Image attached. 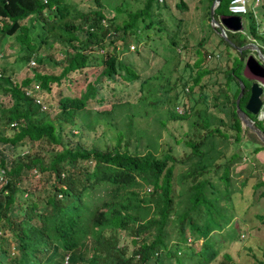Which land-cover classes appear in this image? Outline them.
<instances>
[{"label": "trees", "instance_id": "obj_1", "mask_svg": "<svg viewBox=\"0 0 264 264\" xmlns=\"http://www.w3.org/2000/svg\"><path fill=\"white\" fill-rule=\"evenodd\" d=\"M211 1L206 26L213 32ZM152 2L144 0L133 10L120 2L106 15L102 0L86 9L71 0H0V44L13 35V61L29 71L16 80L11 69L0 67V264H208L221 244L212 230L227 225L226 238L236 236L227 211L234 189L250 179L252 189L263 186L258 195L264 194V142L242 129L235 113L239 86L232 60L238 51L213 32L215 42L200 37L189 52L176 28L167 31L153 17L152 6L159 15L166 0ZM253 2L245 13L247 29L225 28V33L235 45L261 44L264 53V29ZM175 4L186 7L182 0ZM219 6L216 19L225 14L216 11ZM163 31L164 51L149 65L148 50L156 54L149 42L152 32L161 38ZM54 40L61 44L57 60L43 51ZM33 56L37 62L29 63ZM211 61L216 69L207 66ZM88 66L99 68L74 94L58 91L53 115L35 101L38 91H50V83L69 85L71 73ZM212 72L219 77L202 81ZM241 80L243 108L249 85ZM88 99L98 104L110 99L111 105L92 113ZM247 113L264 131V118ZM113 115L124 125L110 134ZM162 115L188 119L193 126L182 157L156 154L157 142L150 136L143 151L136 148L145 136L138 125L148 118L163 122ZM133 132L134 147L128 150ZM24 141L50 145L47 160L30 149L36 144L22 151L18 146ZM240 149L248 156L247 169L233 167L242 159ZM241 172L240 187L234 186ZM33 173L48 185L40 193L26 187ZM257 217L264 220V214ZM222 257L229 259L226 253Z\"/></svg>", "mask_w": 264, "mask_h": 264}, {"label": "rangeland", "instance_id": "obj_2", "mask_svg": "<svg viewBox=\"0 0 264 264\" xmlns=\"http://www.w3.org/2000/svg\"><path fill=\"white\" fill-rule=\"evenodd\" d=\"M71 1L75 2L77 7L83 9L93 6V0ZM102 1L104 4L103 12H105L106 15L112 14L113 10L111 9V7L113 5L120 4V2L121 7H127L131 10L141 7L144 3V0ZM177 1L178 0H166L167 7L160 8L159 15L155 14L156 10L152 6L153 17L159 19V21L165 26L167 31L176 28V34L178 39L181 42H185L187 44V46L189 47V52L196 45V42L199 40L200 37L208 38L210 36V38L214 39L213 41L215 42L216 40L214 33H217L214 31L213 28L211 29L214 33L211 32V30H209L206 26V11L208 0H182L186 5L184 9L179 8L175 4ZM152 3L153 5H155V0H153ZM226 3L227 0H220V6L216 9V11L220 14L224 12V15H227L228 11L225 12V10L223 9V5ZM255 5V19L259 23L261 22L260 25H262V23H264V0H257V3ZM245 13H243L241 16L242 29L244 31L247 29L248 24V18L246 17ZM77 21L79 20H74V22ZM27 22V20H24L25 25L27 24ZM152 33V38L149 40V42H152L151 44L152 47H154V49L156 50V54H154L152 50H148V56L150 58L149 65L153 63V59L157 61V57L159 56V54L164 51L163 47L165 46L166 41L164 31L161 32V38L157 36V32ZM259 43H261L260 39ZM208 46L210 47L211 45L208 44ZM0 47V67L6 66V69H11L12 79L18 80L21 77L29 74V71L26 68V64H17V62L13 61L14 54L16 52V43L14 41L13 35H9L5 39H3V41H1ZM223 47L224 50L229 48L225 45H223ZM60 48L61 44L58 41L54 40L51 41V44L49 46H46L43 51L49 59L57 60L61 56ZM242 51L243 53L241 54ZM242 51L237 52L235 60H232V65H234L235 67L234 73L236 79L241 80L242 78L246 82V85H249L251 80L244 74L245 72L249 75V72L245 67V63L250 55L253 54L254 56H256V52L255 50L249 48H245ZM186 58L187 54H185L181 58L179 65H182ZM133 59L137 58L134 56ZM35 62H37V59L35 58V56H33L32 60H30L29 63ZM260 63L264 65V62L260 61ZM223 65L224 61H220V63L218 64L219 67H222ZM207 66L212 69H216V65L213 61L209 62ZM95 68H99V66L84 67L80 72L71 73V80L69 81V85L67 81H62L60 84L50 83V91H48V93L38 91L36 93V98L38 99V102L39 100H41V107L44 109L46 108L45 110H47L51 115L56 113V111L58 110V107L56 106L57 98L59 95L58 91L63 94H74L79 88L83 87L86 80L91 79L93 77V73L96 70ZM214 77L219 76L215 75V73L212 72L209 76H204L202 78V81H205L207 78L214 79ZM181 79H184V77H182ZM34 84H36V82H34L33 85ZM118 88L119 86L116 87V89ZM39 92L42 95V98H39ZM110 102L111 100L107 99L102 104H98L96 103V101L88 99L86 107L91 108V112L93 113L94 109L99 110L105 107H109L111 105ZM188 102L191 103L192 98H189ZM175 109L178 112L182 111V108L179 106ZM162 118H164L163 122L153 120L152 118H148L147 120H145L147 121V123H144L145 121H142L141 124H139L138 122V126L142 127V131L145 132V136H141L140 143L137 145L136 148H138L140 151H143V147H145L144 141L146 139V136H150L151 138H155L157 142L158 149L156 154L169 151L173 157H182V155L189 150L188 146L185 145L183 141L187 136L191 135L193 126L188 124V119H172L166 118V116L164 115H162ZM191 118L192 117H190V119ZM119 119L120 117L113 115L112 120L116 124L114 129H108L110 134H112L117 127L124 125V123L119 121ZM134 125L137 124L134 123ZM5 133L9 134L10 130L7 129ZM134 136L135 133L133 132L130 135V142L127 145L128 150H132L134 147ZM93 138L96 139V137ZM35 144L36 143H34L33 145ZM28 145L33 146L29 142L24 141L22 147L20 145L18 147L22 148L21 150L24 151L25 148H28ZM123 145L124 143H120V147H122ZM30 149L36 151L38 150L39 153L42 155L44 162L49 157L50 145H47L43 142L37 143L35 146H33V148ZM239 152L242 155V159L235 162L233 167L238 168L239 166H244L246 168L248 156H246L245 152L242 149H240ZM244 176V172H241L240 174L236 175V178H234V180L236 181L234 186L238 184L240 187V183L238 180L242 179ZM27 182L28 184L26 187L28 189H34L35 193H40V190L43 188V186H48L45 185L42 178L40 176H37V174L35 173H33L32 176H29ZM249 182L250 179L246 182L244 186H241L239 190H236L237 188L234 189L230 201L231 205L227 209V211H229L232 215L229 222L233 224L236 236L233 238H226L224 230L226 229L227 225L224 226L220 231L212 230L215 234L214 238L220 239L221 244H219L218 246L219 249L217 252V256L208 264H264V220L257 217V214H264V194L261 196L258 195L260 188H263V186H260L257 189L253 190L251 185H249ZM223 253L229 255L228 260L222 257ZM60 264H66L65 260L61 261Z\"/></svg>", "mask_w": 264, "mask_h": 264}, {"label": "water", "instance_id": "obj_3", "mask_svg": "<svg viewBox=\"0 0 264 264\" xmlns=\"http://www.w3.org/2000/svg\"><path fill=\"white\" fill-rule=\"evenodd\" d=\"M219 2L220 0H212L209 5V10H208L209 25L211 26V28L214 29V31L217 33L218 36L226 40L238 52H241L245 48L255 50L256 56L250 55L246 60L245 67L252 78L258 77L264 80V68L259 63V61L264 62V53L260 50L259 46L254 42L249 41L242 45H235L227 37L225 33V28L235 31H242L241 18L237 14H227V15H221L219 19H216L213 13H214V8L217 6ZM238 86L239 88L237 95L235 97L234 104H235V113L240 121V125L242 129L247 127L256 135V137L261 142H264V131L260 129L256 124H254V122L247 113V111L252 114L257 113V110L262 101V98L260 96L262 93V87L258 84V82L255 79H252L249 83L248 97L243 105V108H241L239 105V98L243 93L244 83L240 79H238Z\"/></svg>", "mask_w": 264, "mask_h": 264}, {"label": "built area", "instance_id": "obj_4", "mask_svg": "<svg viewBox=\"0 0 264 264\" xmlns=\"http://www.w3.org/2000/svg\"><path fill=\"white\" fill-rule=\"evenodd\" d=\"M158 1H162V0H158ZM256 3H257V0H254V2L250 5L253 10L254 16L256 15V10H255ZM248 4H249V0H228L227 9H228V12L231 14H243L247 11ZM260 28L264 29V26L260 25ZM262 47L264 48V44L262 45ZM210 56H211L210 54H207V57H210ZM217 56L218 54L214 53L213 58H216ZM256 81L262 87V93L260 95L262 98V101L255 115L258 119H263L264 118V82L261 80H256ZM33 86L35 90L38 89L37 84H34ZM35 101L38 102V99L36 98ZM0 179H3L2 169H0Z\"/></svg>", "mask_w": 264, "mask_h": 264}, {"label": "clouds", "instance_id": "obj_5", "mask_svg": "<svg viewBox=\"0 0 264 264\" xmlns=\"http://www.w3.org/2000/svg\"><path fill=\"white\" fill-rule=\"evenodd\" d=\"M250 1V0H249ZM249 5V4H248ZM256 6V5H255ZM252 9V8H251ZM229 14H231V13H229ZM237 15H239L240 16V18H241V16H242V14H237ZM258 22V21H257ZM242 31H244L243 29H242ZM251 42H254V41H251ZM254 43H256V42H254ZM258 45V44H257ZM260 48V47H259ZM253 55V54H252ZM256 80V79H255Z\"/></svg>", "mask_w": 264, "mask_h": 264}, {"label": "crops", "instance_id": "obj_6", "mask_svg": "<svg viewBox=\"0 0 264 264\" xmlns=\"http://www.w3.org/2000/svg\"><path fill=\"white\" fill-rule=\"evenodd\" d=\"M261 81H263V82H264V80H261Z\"/></svg>", "mask_w": 264, "mask_h": 264}]
</instances>
